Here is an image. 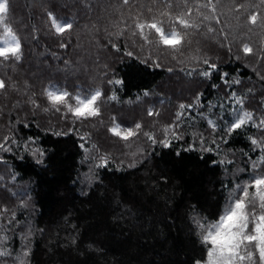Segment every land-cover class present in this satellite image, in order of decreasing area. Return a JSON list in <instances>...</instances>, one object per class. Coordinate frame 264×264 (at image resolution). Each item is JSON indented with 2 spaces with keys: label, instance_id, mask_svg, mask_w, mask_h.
Wrapping results in <instances>:
<instances>
[{
  "label": "trees",
  "instance_id": "trees-1",
  "mask_svg": "<svg viewBox=\"0 0 264 264\" xmlns=\"http://www.w3.org/2000/svg\"><path fill=\"white\" fill-rule=\"evenodd\" d=\"M240 4L253 7L237 11ZM9 5L6 23L22 43L23 60H0V79L8 84L0 90V143L13 141L8 150L0 149V252L12 253L0 257V264H194L204 253L193 217L213 218L229 187L247 180L252 162L260 167L264 155L244 135L220 142L221 134L208 124L209 117L234 123L230 108L241 95L243 110L256 117L253 125L264 118V27L247 23L252 12L264 16V5L260 0H9ZM49 12L72 29L57 35ZM178 15L192 27L183 30L185 43L174 51L146 42L134 28L136 20L156 19L168 29ZM62 42L67 49L60 48ZM205 59L218 66L208 79L193 71L204 69ZM45 89L81 97L101 90L106 94L101 115L86 121L69 117L75 133L58 138L52 131L63 130L66 122L51 110ZM230 90L236 100L226 98ZM197 93L203 94L200 104ZM190 108H200L205 117ZM236 110L242 113L238 105ZM181 112L191 116L181 120ZM137 123L143 126L140 135L129 141L108 131ZM248 131L264 141L254 126ZM144 133L168 139L171 147H153ZM201 134L205 146L215 135L218 151H201ZM31 138L46 151L43 165L35 163ZM16 141L26 147L17 148ZM189 145L196 150L185 151ZM101 158L107 168L97 167Z\"/></svg>",
  "mask_w": 264,
  "mask_h": 264
},
{
  "label": "snow or ice",
  "instance_id": "snow-or-ice-1",
  "mask_svg": "<svg viewBox=\"0 0 264 264\" xmlns=\"http://www.w3.org/2000/svg\"><path fill=\"white\" fill-rule=\"evenodd\" d=\"M125 3L128 0H124ZM261 5H264V0H260ZM211 4V0H209ZM253 7V5L240 4L237 7V11ZM214 11V8H212ZM10 11L9 0H0V27H2L4 36L0 37V60L12 61L20 63L23 60V46L21 41L14 34L13 29L6 23L8 13ZM48 19L50 21L51 28L57 35L63 36L66 31H70L73 27L71 23L62 25L57 21L55 15L51 12L48 13ZM219 22V21H217ZM247 23L252 26L264 27V16L260 12H252L247 17ZM192 27L189 20L185 19L183 15H178L171 23V26L166 29L163 25V21L153 19L151 21L136 20L134 28L138 31L141 39L146 42H153L165 49L175 50L177 47L182 46L185 43L186 33L183 31ZM148 29V32H145ZM211 31V29H209ZM154 34L157 38L155 41H150L149 37ZM60 48L67 49V43H60ZM112 47L116 51H120L115 44ZM243 51L245 54H251L252 49L247 45H244ZM128 56H132L131 52L126 53ZM204 69L193 70L196 71L201 77L208 79L213 72L218 71V66L209 59L204 60ZM158 66V62H157ZM171 71V70H170ZM224 83L228 84L227 74L223 77ZM109 83L122 84V80H115L114 82L109 78ZM235 85H239L240 81H233ZM217 87H219L217 85ZM8 84L5 80L0 79V90H6ZM250 91V90H249ZM45 99L51 106V110L61 113L66 122V127L61 131H52V135L56 137H68L75 133L76 129L73 124H68V118L71 117L74 121H86L101 115L100 104L106 94L101 90H95L87 99L81 98L79 94H74L68 90L51 91L44 90ZM144 95H148L145 91ZM202 93H197L196 102L201 103ZM237 93L234 90H230L226 93V98L230 100H236ZM243 99L241 95L239 100H236L238 107L241 109L242 114L238 116L234 123L230 125H223L218 122H213L210 119L208 124L210 125L212 132L219 131L220 142L227 144L229 140L238 135H244L248 139L250 145L255 149L260 145V152L264 153V141H258L254 135L249 134V128L255 127L261 136H264V118L260 119L255 125L253 121L256 120L254 114L243 110ZM74 101V103H73ZM34 103V101H33ZM231 106V105H229ZM37 108L40 105H36ZM181 108H185V105H181ZM188 107H192L189 105ZM219 107H223L221 103ZM48 107L44 108V111H49ZM149 116L154 115L152 111L148 112ZM264 115V114H262ZM220 120L223 117L219 118ZM28 125L25 124V127ZM140 123L135 124L134 128H127L120 130L118 127H110L108 131L115 137H118L124 141H129L130 138L140 135L137 130L142 129ZM148 141L155 147L157 144L164 148L171 147V142L166 138H157L153 133H144ZM179 139V135L176 137ZM200 142L201 151L212 153L213 147L217 148L218 145L213 135L210 146H205L206 141L201 134L197 137ZM79 139L83 141L84 136H80ZM13 141L7 138L3 143H0V149H6L7 144H11ZM33 145L32 155L35 157V163L43 165V157L46 156V151L36 146L35 138H31L29 141ZM17 148L26 147L21 145L19 141H16ZM79 147L84 148V144L81 143ZM185 151H195L196 148L189 145ZM180 155L179 152L176 153ZM23 158V157H21ZM222 162V161H221ZM231 163V161H229ZM260 167H257V161L252 162V175L244 181H237L231 187H229V194L225 199L224 204L220 210L215 214L213 218H197L193 217V222L196 225L197 241L201 246L204 253L203 257L194 261V264H264V155H261L258 161ZM133 166V165H130ZM97 167H108V161L106 158H101V163ZM228 187V186H226ZM8 211L7 208L4 209ZM6 246V238L3 241ZM25 255H28L25 252ZM11 252H0V257H11Z\"/></svg>",
  "mask_w": 264,
  "mask_h": 264
},
{
  "label": "rangeland",
  "instance_id": "rangeland-1",
  "mask_svg": "<svg viewBox=\"0 0 264 264\" xmlns=\"http://www.w3.org/2000/svg\"><path fill=\"white\" fill-rule=\"evenodd\" d=\"M4 36V34L1 36V37H3ZM4 45L3 44H0V47H3ZM81 98H83V99H87L88 97H81ZM236 105H237V103H233L232 104V108H230V110L233 112V113H235L234 114V120L236 121V119L238 118V116L239 115H241L242 113H240V110H236ZM190 109H192V108H190ZM200 108H198V109H192V111H194V112H197L198 113V116L199 117H205L203 114H200L201 112H200V110H199ZM245 111V110H244ZM188 115L189 116H191V114H189L188 112H187V114H184V113H180L179 114V119H181V120H184V118H187L188 117ZM207 118V117H206ZM211 120L212 121V119L209 117L208 118V120ZM234 121V122H235ZM255 121V120H254ZM114 127V126H113ZM116 127H118L120 130H121V127L120 126H118V125H116Z\"/></svg>",
  "mask_w": 264,
  "mask_h": 264
}]
</instances>
